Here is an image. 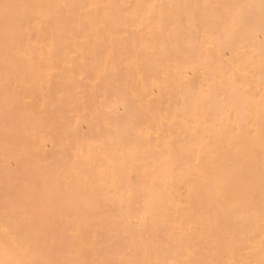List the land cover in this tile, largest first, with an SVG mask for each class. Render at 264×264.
<instances>
[{
    "label": "bare ground",
    "instance_id": "1",
    "mask_svg": "<svg viewBox=\"0 0 264 264\" xmlns=\"http://www.w3.org/2000/svg\"><path fill=\"white\" fill-rule=\"evenodd\" d=\"M0 264H264V0H0Z\"/></svg>",
    "mask_w": 264,
    "mask_h": 264
}]
</instances>
